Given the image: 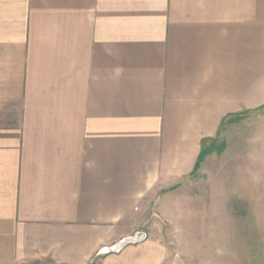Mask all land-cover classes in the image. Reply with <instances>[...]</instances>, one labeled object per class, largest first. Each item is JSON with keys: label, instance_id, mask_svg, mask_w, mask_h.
<instances>
[{"label": "crops", "instance_id": "1", "mask_svg": "<svg viewBox=\"0 0 264 264\" xmlns=\"http://www.w3.org/2000/svg\"><path fill=\"white\" fill-rule=\"evenodd\" d=\"M263 106L264 0H0V264H186L165 200Z\"/></svg>", "mask_w": 264, "mask_h": 264}, {"label": "rangeland", "instance_id": "2", "mask_svg": "<svg viewBox=\"0 0 264 264\" xmlns=\"http://www.w3.org/2000/svg\"><path fill=\"white\" fill-rule=\"evenodd\" d=\"M165 203L186 264H264V106L225 122Z\"/></svg>", "mask_w": 264, "mask_h": 264}, {"label": "built area", "instance_id": "3", "mask_svg": "<svg viewBox=\"0 0 264 264\" xmlns=\"http://www.w3.org/2000/svg\"><path fill=\"white\" fill-rule=\"evenodd\" d=\"M143 234V237L142 238H139L138 240H136V235L137 234ZM145 239V234L142 233V232H138L136 233L135 235L131 236V237H128V238H125L121 241H119L118 243H116L115 245L109 247V248H103L101 249L98 254H110V253H113V254H117L119 253L126 245L128 244H133V243H138V242H141Z\"/></svg>", "mask_w": 264, "mask_h": 264}, {"label": "water", "instance_id": "4", "mask_svg": "<svg viewBox=\"0 0 264 264\" xmlns=\"http://www.w3.org/2000/svg\"><path fill=\"white\" fill-rule=\"evenodd\" d=\"M142 237H143V234L140 233V234H137L136 235V238L135 239L138 240L139 238H142Z\"/></svg>", "mask_w": 264, "mask_h": 264}]
</instances>
